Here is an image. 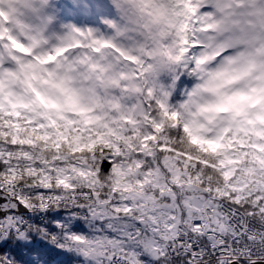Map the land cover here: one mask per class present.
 I'll list each match as a JSON object with an SVG mask.
<instances>
[{"label": "snow or ice", "instance_id": "snow-or-ice-1", "mask_svg": "<svg viewBox=\"0 0 264 264\" xmlns=\"http://www.w3.org/2000/svg\"><path fill=\"white\" fill-rule=\"evenodd\" d=\"M68 7L0 0V264H264V0Z\"/></svg>", "mask_w": 264, "mask_h": 264}, {"label": "trees", "instance_id": "trees-1", "mask_svg": "<svg viewBox=\"0 0 264 264\" xmlns=\"http://www.w3.org/2000/svg\"><path fill=\"white\" fill-rule=\"evenodd\" d=\"M65 5H68L69 7L67 8V11L69 13H71L73 11V8L71 7V5L73 4V0H64ZM54 259V258H52Z\"/></svg>", "mask_w": 264, "mask_h": 264}, {"label": "rangeland", "instance_id": "rangeland-1", "mask_svg": "<svg viewBox=\"0 0 264 264\" xmlns=\"http://www.w3.org/2000/svg\"><path fill=\"white\" fill-rule=\"evenodd\" d=\"M59 2H60L61 4H64V5H65L64 0H59Z\"/></svg>", "mask_w": 264, "mask_h": 264}]
</instances>
